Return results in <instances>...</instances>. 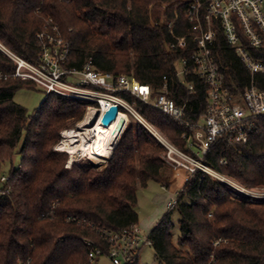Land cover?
<instances>
[{"label":"trees","instance_id":"obj_1","mask_svg":"<svg viewBox=\"0 0 264 264\" xmlns=\"http://www.w3.org/2000/svg\"><path fill=\"white\" fill-rule=\"evenodd\" d=\"M186 11L182 0H0V43L35 63L40 54L36 36L51 18L71 46L72 66L81 69L92 60L100 72L152 86L154 96L166 77L169 96L186 106L183 123L128 93L122 96L184 150L183 135L192 132L187 123L200 121L208 99L202 79L189 78L195 84L189 94L177 76L178 61L195 49ZM174 21L171 31L169 23ZM182 37L187 47L171 52L170 45ZM249 52L264 64V49ZM213 55L232 96L242 95L253 81L264 90V74L253 75L220 31ZM15 70L16 64L0 51V264H88L93 247L108 250L97 227L122 232L139 224V189L151 182L169 189L175 169L138 121L129 122L102 171L67 168L68 153L54 147L62 131L82 120L88 105L50 94L30 114L14 98L36 85L13 77ZM17 155L20 161L14 165ZM204 160L246 189H264V117L258 119L248 144H232L222 137ZM5 163L11 167L3 183ZM184 188L178 205L150 231L158 264H264V200L236 198L220 181L209 176L201 180L200 173ZM174 211L181 216L176 240ZM68 217L79 222H67Z\"/></svg>","mask_w":264,"mask_h":264},{"label":"built area","instance_id":"obj_2","mask_svg":"<svg viewBox=\"0 0 264 264\" xmlns=\"http://www.w3.org/2000/svg\"><path fill=\"white\" fill-rule=\"evenodd\" d=\"M182 2L187 5L186 19L191 25L195 49L188 57H182L178 61L177 76L188 88L189 94L195 90L194 82L188 81L191 76L202 79L208 89L206 114L196 124L187 123L192 127V132L183 135L186 141L184 150L157 132L122 96V93H128L176 122L183 123L186 106H179L169 96L166 77L164 86L154 96L152 86L141 84L133 77H116L100 72L94 68L92 60L81 69L72 66L71 46L51 18L46 20L45 29L36 36L40 49L37 62H29L6 47L3 53L16 64L13 77L34 82L47 96L56 94L66 99L88 102L92 105L89 106L87 114L100 112L99 118L114 106L128 116L134 115L164 148L165 162L175 170L184 171L188 179L200 173L201 180L209 176L228 187H234L229 184L231 180L228 177L207 165L204 159L210 148L222 137L229 138L232 144H248L251 133L258 125V119L264 117V90L259 89L253 81L242 95L232 96L216 63L213 47L218 32H222L226 42L235 49L251 73L264 74V64L253 59L249 52L250 49H264V0ZM175 23H169L171 31ZM186 47L187 39L182 37L170 45V51L184 50ZM64 132L61 133V140ZM61 143L55 147V151L70 153L60 148ZM222 164L226 165L227 162L222 161ZM7 179L3 176L1 180L6 182ZM234 188L246 197H251L249 189L240 185ZM184 189L182 186L173 194L169 209L178 205L179 195ZM76 221L79 222L75 217L67 219V222ZM90 225L96 228L94 224ZM96 230L106 242L108 250L93 247V243L85 240V243L93 247L89 253L88 264H101L103 259L111 264H133L144 247L152 245L150 233H145L139 224H133L122 232H113L102 227H97ZM221 241L215 242V245H219ZM17 264H30V261L20 260Z\"/></svg>","mask_w":264,"mask_h":264},{"label":"rangeland","instance_id":"obj_3","mask_svg":"<svg viewBox=\"0 0 264 264\" xmlns=\"http://www.w3.org/2000/svg\"><path fill=\"white\" fill-rule=\"evenodd\" d=\"M2 46L5 47L4 45H2ZM3 50H4V48H2L0 46V51L3 52ZM14 99H15L16 103H18L21 106L28 109L30 114H34L35 111L42 105V103L45 102V100L47 99V95L45 94V92H43L42 89L36 87L35 90H25L24 89V90L18 91L15 94ZM68 100H72V99H68ZM80 102L88 105L86 112L84 114V117L82 118V120L75 122L70 128H68L64 131L75 129L79 124L84 122V120L86 119L88 108L92 104H90L88 102H83V101H80ZM137 121H138V119H136L134 115H132V114L129 115V122L136 123ZM155 130L157 132H159L169 142H171L164 133L159 131L157 128H155ZM64 131H62V132H64ZM61 133H60V135H61ZM149 138L155 144L160 145L158 143L157 139L152 135V133H149ZM63 140L64 139L59 140V143L62 142ZM172 144H174V143H172ZM116 146H115V148H116ZM55 147H54V150H55ZM60 147H61V144H60ZM115 148H114V150H115ZM114 150H113V152H114ZM65 151H68V150H65ZM113 152L107 158H104L101 162H94V161L90 160L89 157L87 156L86 152L84 153L86 155H83V156L81 155V152H80V154H77L75 156H73L72 153L70 152V153H68L69 160L66 164V167L71 169V168H73L74 165H80L84 168L90 166L97 171H102L103 169L108 167V165L110 163V159L113 155ZM164 156H165V152L162 155L163 159H164ZM19 161H20V156L17 155L14 158V165H17L19 163ZM10 167H11L10 163L4 164L3 169H4L5 176L7 175ZM180 174H182V172L180 170L175 171L174 182L171 184L170 190L164 189L160 184H158L156 182H151L149 184V186L145 189H143V188L139 189V191H138L139 202H138V206L136 208V211L139 214V225L141 226V228L144 230L145 233L149 234L150 230L154 229V227H156L160 223V221L165 217V215L168 213V211H169L168 205L171 201L173 194L176 193L177 191H179L181 189L182 185H184V183H185V177L186 176L182 174L183 177L179 178ZM224 175L231 180V182H229L230 185H233L234 187H236L237 185H240L235 179L231 178L230 176H228L226 174H224ZM186 180H188L187 177H186ZM234 187H230V186L228 187L230 192L233 194L234 197H236V198L245 197L246 198V195L242 194L241 192H239V190L235 189ZM171 191H172V194H171ZM249 192H250L251 197H247V198H249L250 200H254V201H258V202L264 200V189L263 188L250 189ZM171 219L175 224L173 234H174V237L176 240L180 234L179 221L181 219V216L177 211H174L171 215ZM152 224L155 225L153 228H151ZM136 261H138L139 264H158L157 259H156V255H155V251L151 246H145L144 249L141 251L139 257L136 258ZM101 264H111V263L108 260L103 259L101 261Z\"/></svg>","mask_w":264,"mask_h":264},{"label":"bare ground","instance_id":"obj_4","mask_svg":"<svg viewBox=\"0 0 264 264\" xmlns=\"http://www.w3.org/2000/svg\"><path fill=\"white\" fill-rule=\"evenodd\" d=\"M0 46L4 48L1 44ZM95 117V113L87 114L84 122L75 129L65 131L60 148L68 150L73 156L86 152L89 159L94 162H101L107 158L120 142L129 124V116L125 112H120L108 126L103 124L102 117H98L93 124Z\"/></svg>","mask_w":264,"mask_h":264},{"label":"water","instance_id":"obj_5","mask_svg":"<svg viewBox=\"0 0 264 264\" xmlns=\"http://www.w3.org/2000/svg\"><path fill=\"white\" fill-rule=\"evenodd\" d=\"M119 107L114 106L109 111H107L104 116L102 117V122L104 125H110L118 116L119 114ZM100 116V112L96 113V117L93 120V124L96 122L97 118Z\"/></svg>","mask_w":264,"mask_h":264},{"label":"crops","instance_id":"obj_6","mask_svg":"<svg viewBox=\"0 0 264 264\" xmlns=\"http://www.w3.org/2000/svg\"><path fill=\"white\" fill-rule=\"evenodd\" d=\"M175 171H176V170H175ZM180 171L182 172L183 175L186 176V174H185L184 171H182V170H180ZM182 174L179 175V178L183 177ZM186 177H187V176H186ZM186 177H185V183L187 182ZM173 182H174V180H173ZM173 182H172V183H173ZM185 183H184V185H185ZM184 185H182V186H184ZM170 188H171V187H170ZM170 188H169L168 190H170ZM177 192H178V191H177ZM171 194H172V191H171ZM151 226H152V227H151ZM151 226H150V227L153 228L155 225L152 224ZM150 231H152V229H151Z\"/></svg>","mask_w":264,"mask_h":264}]
</instances>
